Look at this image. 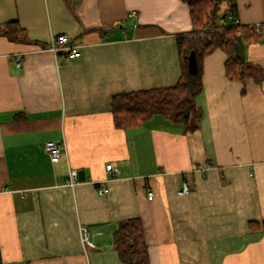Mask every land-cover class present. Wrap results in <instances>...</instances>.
<instances>
[{"label": "crops", "instance_id": "0c3cea01", "mask_svg": "<svg viewBox=\"0 0 264 264\" xmlns=\"http://www.w3.org/2000/svg\"><path fill=\"white\" fill-rule=\"evenodd\" d=\"M233 1L239 25H264V0ZM7 22L20 39L0 35V264H125L112 235L130 217L148 264H264V36L243 42V82L221 49L203 57L200 123L183 133L161 116L117 128L110 100L176 83L186 3L0 0ZM59 34L78 56L48 49ZM49 140L65 144L56 162Z\"/></svg>", "mask_w": 264, "mask_h": 264}, {"label": "trees", "instance_id": "16d2710c", "mask_svg": "<svg viewBox=\"0 0 264 264\" xmlns=\"http://www.w3.org/2000/svg\"><path fill=\"white\" fill-rule=\"evenodd\" d=\"M189 9L191 29L175 34L180 75L172 86L149 90L131 91L111 97L110 108L117 128H138L153 116L180 124L182 132H192L199 126L200 110L196 97L202 90V59L215 49L226 54L224 73L231 81L243 82L249 63L236 56L234 45L237 37L242 42L255 41L264 36V25L260 33L254 25L242 26L234 23L236 4L233 0H181ZM20 28L15 22L0 25V35L19 40ZM195 53L197 71L190 74L187 56ZM113 245L119 259L125 264H148V250L144 240L142 222L139 217H130L120 222L112 235Z\"/></svg>", "mask_w": 264, "mask_h": 264}, {"label": "built area", "instance_id": "2783aa9c", "mask_svg": "<svg viewBox=\"0 0 264 264\" xmlns=\"http://www.w3.org/2000/svg\"><path fill=\"white\" fill-rule=\"evenodd\" d=\"M233 20H234V23H238V20L235 17L233 18ZM255 28H256V32L260 33V31H261L260 25H255ZM69 40H70L69 37L65 34H59L56 36H51L50 43L48 45V49L54 54H57L60 50L64 49L66 51V57L67 58L76 57L80 53L74 45L70 44ZM17 64L19 65V62ZM64 148H65L64 142L53 141V140L47 141L45 143V147H44L45 152L48 154L50 161H52V162L58 161V159L60 158L61 153L64 150ZM105 169L113 177L117 176L119 173L118 169L115 167V165L113 163H107L105 165ZM75 176H76V170L74 168H70L68 171V179H69V184L71 186L74 185ZM106 191H107V189L104 187L100 188V190H99V192H101V193H105ZM188 191H189L188 186L184 183L182 185V188L180 189L179 193L185 194ZM151 197H152V195H151V193H149L148 198L150 199ZM82 244H83L84 249L88 246L89 247L93 246L92 242H90L88 240L86 232L82 236Z\"/></svg>", "mask_w": 264, "mask_h": 264}, {"label": "water", "instance_id": "95a60500", "mask_svg": "<svg viewBox=\"0 0 264 264\" xmlns=\"http://www.w3.org/2000/svg\"><path fill=\"white\" fill-rule=\"evenodd\" d=\"M235 54L238 58H244V44L240 38L237 37V42L234 45ZM187 69L190 74H195L197 71L196 59L194 51H191L187 56Z\"/></svg>", "mask_w": 264, "mask_h": 264}]
</instances>
